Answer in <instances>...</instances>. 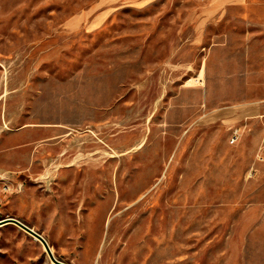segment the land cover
Masks as SVG:
<instances>
[{"label":"rangeland","instance_id":"obj_1","mask_svg":"<svg viewBox=\"0 0 264 264\" xmlns=\"http://www.w3.org/2000/svg\"><path fill=\"white\" fill-rule=\"evenodd\" d=\"M9 218L66 264H264V0H0ZM0 264L54 263L10 225Z\"/></svg>","mask_w":264,"mask_h":264},{"label":"water","instance_id":"obj_2","mask_svg":"<svg viewBox=\"0 0 264 264\" xmlns=\"http://www.w3.org/2000/svg\"><path fill=\"white\" fill-rule=\"evenodd\" d=\"M6 224H14L19 229L26 232L28 235L32 236L35 240L41 242L43 244L45 251L48 254L50 260L54 264H66V263H63V262H61L55 258V255L53 254L51 247L49 246L48 242L45 240V238L42 235H40L39 233H37L36 231H34L30 227H28L27 225H25L21 221L13 219V218H9V219H5V220L0 221V227L3 225H6Z\"/></svg>","mask_w":264,"mask_h":264},{"label":"crops","instance_id":"obj_3","mask_svg":"<svg viewBox=\"0 0 264 264\" xmlns=\"http://www.w3.org/2000/svg\"><path fill=\"white\" fill-rule=\"evenodd\" d=\"M221 1L238 2V3L242 4L245 0H216V3L218 4V3L221 2ZM63 189H64V193H66V191H67V187H66L65 184L63 185ZM16 220H17V219H16ZM10 225H14V224H6V225H3V226H1V227H6V226H10ZM1 227H0V228H1ZM87 236H88V234H87Z\"/></svg>","mask_w":264,"mask_h":264},{"label":"bare ground","instance_id":"obj_4","mask_svg":"<svg viewBox=\"0 0 264 264\" xmlns=\"http://www.w3.org/2000/svg\"><path fill=\"white\" fill-rule=\"evenodd\" d=\"M113 157V156H112ZM37 241V240H36ZM39 242V241H38ZM40 244H42L41 242H40ZM42 246H43V244H42ZM44 247V246H43ZM45 249V248H44ZM51 250H52V252H53V249L51 248ZM54 254V253H53ZM48 255V254H47ZM49 257V256H48ZM55 258H56V256H55ZM50 259V258H49ZM57 259V258H56ZM58 260V259H57ZM52 262V261H51Z\"/></svg>","mask_w":264,"mask_h":264}]
</instances>
